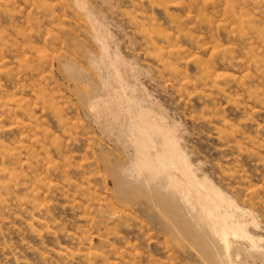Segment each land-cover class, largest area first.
<instances>
[{
    "label": "rangeland",
    "instance_id": "374dc122",
    "mask_svg": "<svg viewBox=\"0 0 264 264\" xmlns=\"http://www.w3.org/2000/svg\"><path fill=\"white\" fill-rule=\"evenodd\" d=\"M0 264H264V0H0Z\"/></svg>",
    "mask_w": 264,
    "mask_h": 264
}]
</instances>
